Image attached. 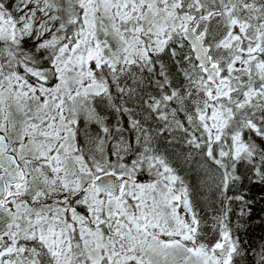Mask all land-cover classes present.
<instances>
[{
    "label": "snow or ice",
    "instance_id": "obj_1",
    "mask_svg": "<svg viewBox=\"0 0 264 264\" xmlns=\"http://www.w3.org/2000/svg\"><path fill=\"white\" fill-rule=\"evenodd\" d=\"M0 264H264V0H0Z\"/></svg>",
    "mask_w": 264,
    "mask_h": 264
},
{
    "label": "trees",
    "instance_id": "obj_2",
    "mask_svg": "<svg viewBox=\"0 0 264 264\" xmlns=\"http://www.w3.org/2000/svg\"><path fill=\"white\" fill-rule=\"evenodd\" d=\"M260 189L259 188H254L253 189V194L259 193ZM256 213H259V207H257L256 209ZM258 224V221H254V228L252 230H250V234L254 237H257L261 234V227L256 226Z\"/></svg>",
    "mask_w": 264,
    "mask_h": 264
}]
</instances>
